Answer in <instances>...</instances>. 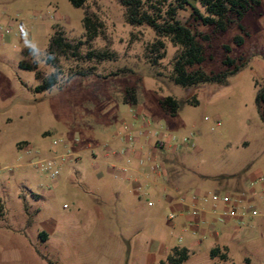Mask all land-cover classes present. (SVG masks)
<instances>
[{
	"label": "rangeland",
	"instance_id": "1",
	"mask_svg": "<svg viewBox=\"0 0 264 264\" xmlns=\"http://www.w3.org/2000/svg\"><path fill=\"white\" fill-rule=\"evenodd\" d=\"M258 2L241 20L244 31L235 23L216 31L190 7L178 11L203 47L204 61L191 70L243 65L223 85L180 87L171 80L179 47L164 38L163 57L154 59L155 33L126 23L117 0H86L81 8L68 0H0V30L9 29L0 38V264H161L170 247L181 245L190 249L181 264H264V104L255 101L264 89V0ZM85 12L100 22V33L79 44ZM55 31L76 45L74 53H48ZM227 57L234 63L225 65ZM21 62L41 78L57 72V84L34 92V71ZM129 88L152 117L144 121L146 134L130 126L143 121L123 104ZM167 96L180 102L175 116L160 106ZM168 136L181 150L178 167L187 179L203 189L227 186L233 197L244 193L234 231L222 232L228 222L216 216L205 236L176 219L169 226L158 195L140 182L135 196L116 173L132 162L126 166L123 157L120 168H111V151L123 156L136 139L140 145ZM115 139L118 147H109ZM33 156L39 160L32 163ZM216 245L226 248V261L209 256Z\"/></svg>",
	"mask_w": 264,
	"mask_h": 264
},
{
	"label": "trees",
	"instance_id": "2",
	"mask_svg": "<svg viewBox=\"0 0 264 264\" xmlns=\"http://www.w3.org/2000/svg\"><path fill=\"white\" fill-rule=\"evenodd\" d=\"M68 2L75 8H81L86 0H68ZM117 2L124 8L123 15L126 23L131 26L146 25L155 33L156 40L149 47L150 54H155L154 59L163 57L164 38H167L174 46L179 47L173 62L171 80L180 87H192L201 84L223 85L243 65L219 73H205L201 69L191 70L195 65H199L204 61L203 47L196 40L197 35L177 18L178 11L187 6L190 7L194 18L201 21L204 25L212 26L216 31H225L230 24L234 23L244 31L241 20L248 11L259 3L258 0H117ZM196 2L204 9V13H201L195 6ZM81 22L84 28V41H79V44H84L98 36L101 24L96 18L86 12ZM234 41L240 44L242 43V38L237 36ZM54 49L61 53H66L67 50H72V53H74L76 45L65 42L61 32L55 31L50 38L48 53H51ZM224 49L229 51L228 46H224ZM91 55L99 60L107 57V53L105 54L104 52L88 53V56ZM45 60L48 63L52 61L49 56ZM223 63L231 65L234 60L227 57ZM19 65L34 71L35 79L38 81L32 88L34 92L50 90L57 84V72L41 78L39 71L34 65L31 66L24 62ZM255 101L258 105L264 104V89L257 92ZM123 103L137 104L136 91L133 88L125 90ZM159 103L162 109L170 116H175L180 108V102L171 96L165 97ZM46 236L47 234L44 231L38 234V237L44 241ZM189 255L187 248L175 247L161 264H181L188 259ZM209 256L222 261L228 259L226 248L219 246L212 247L209 250ZM229 264L235 263L231 262Z\"/></svg>",
	"mask_w": 264,
	"mask_h": 264
},
{
	"label": "crops",
	"instance_id": "3",
	"mask_svg": "<svg viewBox=\"0 0 264 264\" xmlns=\"http://www.w3.org/2000/svg\"><path fill=\"white\" fill-rule=\"evenodd\" d=\"M126 105L135 108L143 121L142 123H139L138 121L136 127L133 124H130V126L133 129L141 130V133L146 134L148 123L144 121H149V119L152 117H150L138 103L135 105ZM157 140L148 142L141 141L139 145V140L136 139L132 146L126 148L123 151V156L116 155L114 152L112 153V151L111 156H105H107V158L110 160L109 163L112 169H115L116 167L120 168L119 165L121 164L120 162H122L123 157H126V166L128 163L132 162L133 167H123L124 165H122V172L117 170L116 173L119 174L120 177H122L125 185L127 187H130L131 192L135 196L138 197L140 182L143 183V185H146V191H148L152 195H158L157 197H159L160 201H162L168 207L169 214L167 215V220L169 221V226L173 227L175 225L173 223V220L176 219V225H179L180 227H182V229L189 227L193 234L197 233L198 235L205 236L207 233L213 230L214 223L216 222V215L213 210L215 209V211L219 212L223 210L225 206L219 202L214 203L209 199L202 200L200 198L197 202V206L201 209V211L194 216L191 214L190 210V204L192 203L191 196L193 194H197L199 197H201L212 191L221 192V190H224L222 193H228L230 191H228L227 186H222V188L220 187L221 189H203L201 187V184L187 179L181 172V169L178 167V164L180 163L179 158L181 150L177 146H173L170 144L171 136L166 137L164 140L161 139L164 142L162 148L156 147L155 143ZM21 143L23 142H19L18 144ZM110 145L112 146V148L118 147L119 142L117 141V139L111 140L109 143V147ZM24 147L27 148V145ZM36 160H39L38 156H33L30 159L32 163ZM144 160L146 161L145 163ZM126 170H130L131 172L126 174ZM111 172L113 173V171ZM138 175H141L142 177L140 181ZM251 193H255L254 189H251ZM179 196L185 197V204L178 201ZM244 196L245 195L243 192L238 196H234L238 197L240 201L235 205V207L233 206V208L235 209V214L230 215L226 218L225 222H228V225H226L222 229V232L231 233L238 227L236 226V224H239V222L243 218L241 215L242 213L240 212L242 209V204L240 203L244 201ZM148 204L152 205L153 202L149 200ZM170 214L173 215L172 218H170ZM194 243H197V241H195ZM175 247H185L189 250L190 253V249L184 245L172 246L169 248L165 256L167 257ZM221 248L225 247L222 246Z\"/></svg>",
	"mask_w": 264,
	"mask_h": 264
},
{
	"label": "built area",
	"instance_id": "4",
	"mask_svg": "<svg viewBox=\"0 0 264 264\" xmlns=\"http://www.w3.org/2000/svg\"><path fill=\"white\" fill-rule=\"evenodd\" d=\"M8 33H9V29H7V28L4 30H0V38L3 39ZM188 141H189L188 137H184L182 139L183 143H187ZM155 144H156L157 148H162L164 145V142H163V140L158 139ZM45 162H46L47 166H49L51 161L47 160ZM53 174H55V172ZM200 198L202 200L209 199L210 201H212L214 203L219 202L225 206L224 209L219 211V212L215 211V209L213 210V212L216 214L217 220L221 223H225V220L227 217L235 214V209L233 208V206L235 207V205L240 201V199L238 197H234V199H233L232 195H230L228 193H222L220 191L208 192L206 195L201 196V197H199L197 194H193L191 196V200H192L191 202L192 203L190 204V210H191V214L194 216L197 215L201 211V209L197 206V202ZM178 201L180 203H183V204L186 203L184 196H179ZM248 213L251 216H253L256 214V211L252 209ZM172 217H173V215L170 214V218H172Z\"/></svg>",
	"mask_w": 264,
	"mask_h": 264
}]
</instances>
